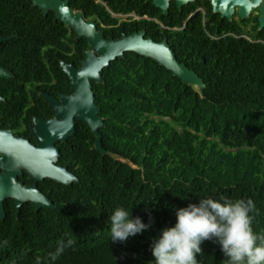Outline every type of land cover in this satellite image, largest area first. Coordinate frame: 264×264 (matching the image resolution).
Segmentation results:
<instances>
[{"label":"trees","instance_id":"trees-1","mask_svg":"<svg viewBox=\"0 0 264 264\" xmlns=\"http://www.w3.org/2000/svg\"><path fill=\"white\" fill-rule=\"evenodd\" d=\"M2 3L0 12L5 11ZM70 3L95 18L105 37L129 32L127 26L134 22L119 21L112 12L148 13L169 25H182L191 13L177 32L152 20L145 25L156 40L157 30L170 35L176 58L197 72L204 85L194 89L135 51H124L104 66L102 81H91L103 117L101 144L123 158L96 149L95 135L77 120L59 158L77 179L63 183L46 177L39 182L54 202L52 208L34 209L28 201L18 214L14 207L7 209L0 217V264H154L151 245L164 228L175 225L176 209L208 197L251 198L252 228L264 235V42L257 40L264 35L252 33L254 40L238 35L240 26L213 12L209 0H191L182 11L171 0L168 15L152 0ZM202 5L205 12L196 9ZM33 24L39 28L40 21ZM67 39L75 42L73 36L65 37V43ZM76 41L82 56L87 40ZM22 47L16 54L25 52L29 60L21 57L13 64L23 76L35 79L52 72L63 77L66 90L70 87L53 48ZM226 53L238 58L220 60ZM228 78L237 87L233 96ZM117 208L151 227L127 241H111L109 216ZM69 239L73 245L52 260L59 242ZM201 247L198 264H226L219 244L208 240Z\"/></svg>","mask_w":264,"mask_h":264},{"label":"water","instance_id":"water-1","mask_svg":"<svg viewBox=\"0 0 264 264\" xmlns=\"http://www.w3.org/2000/svg\"><path fill=\"white\" fill-rule=\"evenodd\" d=\"M178 7L191 0H175ZM214 11L222 16L231 17L233 6L238 7L239 14L244 17L248 14L251 5H259L258 16L260 26L264 25V0H210ZM155 6L167 12L170 0H152ZM33 4L46 12L49 8L55 11V16L65 24L71 26L77 36H84L89 44L85 50L81 65L76 66L71 62L61 61L60 66L70 78L73 92L61 94L62 101L56 100L47 94L43 95L49 100L56 110L59 118H37V128L34 134L38 145H27L24 138L9 137L0 133V150L4 153L1 158V166L4 172H0V217L5 212L3 199L14 197L17 211L21 204L30 201L35 209L40 207L52 208L54 202L36 185L38 180L48 177L59 182L69 183L76 180L77 176L66 165L57 164L59 149L55 145L58 139L65 140L75 131V119L86 122L95 135L94 146L102 153L113 157L122 156L104 148L101 144V132L99 127L103 125V117L100 115V107L94 101L92 80L102 81L101 69L108 66L115 57L123 56L124 51H135L155 59L172 73L178 76L182 82L189 83L194 89L204 85L203 79L192 68L178 60L165 39L156 41L150 36H144L143 30L123 33L119 37H105L103 30L97 27L93 19L85 20L80 10H74L68 0H32ZM3 38L0 37V41ZM9 73L0 66V76ZM123 158V157H122ZM27 170L34 181L31 184H23L16 180V172L20 171L19 165Z\"/></svg>","mask_w":264,"mask_h":264},{"label":"flooded vegetation","instance_id":"flooded-vegetation-1","mask_svg":"<svg viewBox=\"0 0 264 264\" xmlns=\"http://www.w3.org/2000/svg\"><path fill=\"white\" fill-rule=\"evenodd\" d=\"M0 2H3L2 4L4 7L1 8L5 10L0 12V37L3 38L0 41V66L9 73V75L0 76V133L7 134L12 138L16 136L18 138H24L27 145L37 146L38 140L33 131L38 126L37 120L35 119H48L52 117L59 118L56 115L54 106L43 95V93L56 98L58 101H62L61 94H70L73 92V88L71 87L69 77L68 83L70 87L66 90L63 77H55L56 75L52 72H47L42 77L35 79L23 76V70L17 69L13 62L18 63L21 57L29 60V54H26L25 52L16 54V51H22V46H24L23 50L35 51L43 50L47 47L53 48L52 50H55V54L57 55L58 65L60 69L64 71L60 66L61 61L71 62L76 66H80L81 60L85 56L84 52L89 44L82 49L83 55L80 56L78 51L79 43H77L76 40L84 36L78 37L77 32L71 26L65 24L55 16V11L52 8H49L44 12L38 4H33L32 0H0ZM209 2L212 11L217 12L213 10L210 0ZM68 3L74 10H80L85 20L93 19L96 21L95 18L89 16L82 9L73 6L70 3V0H68ZM170 3L171 0L167 12H164L158 6L156 7L161 9L163 15H168ZM187 3H184L183 5ZM175 4L177 8L182 11L183 5L178 7L176 1ZM259 5L260 3L257 5H251L248 14L244 17L239 14L238 7L234 5L231 17L228 18L225 16L228 20L235 21L236 25L238 24L240 26L241 32L238 35H243L250 40H254L251 38L252 33L264 35V25L260 26L258 20V16L260 15ZM196 9H201L205 12L204 5L198 6ZM32 10L39 11L32 13ZM114 13L115 12H112V14ZM190 15L191 13L184 18L182 25H169L166 24L161 17L149 15L148 13L139 14L135 11H127L122 12V15L114 14V16L118 17L119 21H134L131 28L130 25L127 26V29H130V31L125 32L122 30L121 35L123 33L129 34L133 31L143 30L144 36H150L153 39L154 37L151 35L152 31H150V27H146L145 25L147 21L152 20L158 24L159 28L167 29L170 32H177L185 27ZM220 16L224 17L221 14ZM33 21H40L39 25L41 27H34ZM55 21L58 23L51 25V23ZM64 24L67 25L66 29ZM154 35L160 38L159 40H154L161 41L165 39L169 44L168 39L170 35L166 31L160 29L155 31ZM70 36H73L75 42L67 39V43H65V37ZM46 37L47 39H45ZM48 37L51 39H48ZM257 40L264 42L263 38H258ZM3 42L5 43L3 44ZM21 42L25 44L22 45L20 44ZM77 120L78 119H75V130ZM68 137L65 140L58 139L55 141V145L60 152L58 160L56 161L57 164L65 165L60 163L59 158L61 155V146L67 141ZM3 156L4 153L0 150V172H4V166H1V158ZM19 167L20 171L16 172V180L23 184H31L34 179L31 177L30 173L25 170L21 164ZM45 178L46 177L36 182L37 187L41 189L43 193L45 192L39 186V182L43 181ZM14 200L15 198L11 196L3 199L2 205L5 212L4 216L6 215L7 209L11 210L13 207L15 214H18L21 206L28 202H23L17 211Z\"/></svg>","mask_w":264,"mask_h":264},{"label":"clouds","instance_id":"clouds-1","mask_svg":"<svg viewBox=\"0 0 264 264\" xmlns=\"http://www.w3.org/2000/svg\"><path fill=\"white\" fill-rule=\"evenodd\" d=\"M254 210L251 198L226 197H208L176 209L175 225L164 228L151 245L154 264H198L197 255L204 251L201 245L208 240L221 246L226 264H264V235H257L252 228L250 213ZM150 227L124 208H117L109 216L113 242L127 241ZM73 243L61 240L51 259H58Z\"/></svg>","mask_w":264,"mask_h":264},{"label":"rangeland","instance_id":"rangeland-1","mask_svg":"<svg viewBox=\"0 0 264 264\" xmlns=\"http://www.w3.org/2000/svg\"><path fill=\"white\" fill-rule=\"evenodd\" d=\"M238 58V56L236 55V53H226V54H221L220 55V57H219V59L220 60H224V61H227V60H236ZM228 77V76H227ZM230 79L228 78V83L227 84H229V86L227 87L228 89V91H229V89H231L230 91H229V93H230V96H233L234 94H235V90H233V88H237L235 85H233V81H229ZM224 80H223V83L220 85V88H221V90H223L224 89ZM227 92V91H226ZM228 93V92H227Z\"/></svg>","mask_w":264,"mask_h":264},{"label":"built area","instance_id":"built-area-1","mask_svg":"<svg viewBox=\"0 0 264 264\" xmlns=\"http://www.w3.org/2000/svg\"><path fill=\"white\" fill-rule=\"evenodd\" d=\"M114 14H117V15H122V13H121V12H119V13H114Z\"/></svg>","mask_w":264,"mask_h":264}]
</instances>
